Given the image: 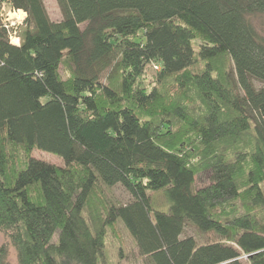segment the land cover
Listing matches in <instances>:
<instances>
[{
	"label": "trees",
	"instance_id": "16d2710c",
	"mask_svg": "<svg viewBox=\"0 0 264 264\" xmlns=\"http://www.w3.org/2000/svg\"><path fill=\"white\" fill-rule=\"evenodd\" d=\"M56 2L60 22L42 0H0V264L8 246L16 264H101L117 221L144 264H264V0ZM3 9L26 15L18 45ZM99 186L130 200L94 208Z\"/></svg>",
	"mask_w": 264,
	"mask_h": 264
},
{
	"label": "rangeland",
	"instance_id": "374dc122",
	"mask_svg": "<svg viewBox=\"0 0 264 264\" xmlns=\"http://www.w3.org/2000/svg\"><path fill=\"white\" fill-rule=\"evenodd\" d=\"M48 17L52 22H60L61 21V13L59 6L56 0H42ZM10 13L8 9L3 10L2 12V20L3 23L9 28H13L16 31L15 33H11L12 41L16 42V39L19 29L22 28L21 24L23 19H25L26 15L22 18H18L15 15H12L11 18L9 16ZM253 25L257 29V31L264 36V17H256L252 19ZM21 23V24H20ZM197 44V43H196ZM195 44V46H196ZM14 45V44H13ZM228 65V62H227ZM202 69V64H197L196 66L190 68V72L196 73ZM158 71L157 67L148 68L143 77V84L149 90L153 87H156L155 84V72ZM61 74L63 72L61 71ZM160 88V87H159ZM158 88V89H159ZM164 93L161 91L164 100H172L177 96L175 94V83L173 80H169L162 86ZM31 157L38 159L40 161L47 162L57 167H63L64 164L60 158L55 155L42 152L39 150H34L31 154ZM15 165L19 168L22 162L25 160V155L22 153L20 148L15 149ZM208 184V176L206 174L198 176L196 178L195 187L200 188ZM148 196L151 199V206L154 210L160 211L163 213L169 212V203L164 196L163 190L148 192ZM130 198L128 194L120 187H105L99 186L93 191V195L90 199L91 205L94 208H102L104 204L110 202L113 205H124L129 202ZM182 237H191L193 238L198 245L208 244L217 242L218 238L213 234H202L196 231L191 226H186L183 232ZM56 241V236L53 239ZM8 244L6 237L0 233V247ZM7 261L9 264H16V254L14 249L11 246H8V258ZM144 258L141 257L137 251V248L134 244L133 239L122 225L120 221H117L112 227L106 230L105 235V250L104 256L102 258L101 264H144Z\"/></svg>",
	"mask_w": 264,
	"mask_h": 264
},
{
	"label": "clouds",
	"instance_id": "9594fccd",
	"mask_svg": "<svg viewBox=\"0 0 264 264\" xmlns=\"http://www.w3.org/2000/svg\"><path fill=\"white\" fill-rule=\"evenodd\" d=\"M12 15L17 16L18 18H22L24 16V13H10L9 16L11 18Z\"/></svg>",
	"mask_w": 264,
	"mask_h": 264
},
{
	"label": "built area",
	"instance_id": "2783aa9c",
	"mask_svg": "<svg viewBox=\"0 0 264 264\" xmlns=\"http://www.w3.org/2000/svg\"><path fill=\"white\" fill-rule=\"evenodd\" d=\"M4 10V9H3ZM11 12H13V13H23V12H21V11H18V12H15V11H11ZM24 16H25V14H24ZM21 24V23H20ZM14 40H16L17 41V44H18V40L17 39H14ZM11 41H12V37H11Z\"/></svg>",
	"mask_w": 264,
	"mask_h": 264
},
{
	"label": "bare ground",
	"instance_id": "6f19581e",
	"mask_svg": "<svg viewBox=\"0 0 264 264\" xmlns=\"http://www.w3.org/2000/svg\"><path fill=\"white\" fill-rule=\"evenodd\" d=\"M16 41V40H15ZM16 42H13V44H15Z\"/></svg>",
	"mask_w": 264,
	"mask_h": 264
}]
</instances>
